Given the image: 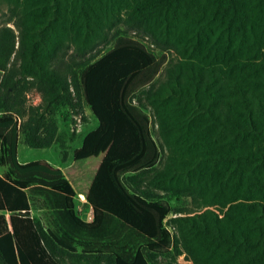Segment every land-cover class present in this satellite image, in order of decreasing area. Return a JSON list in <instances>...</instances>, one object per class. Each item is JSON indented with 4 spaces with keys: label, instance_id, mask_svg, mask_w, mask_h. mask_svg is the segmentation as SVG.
I'll use <instances>...</instances> for the list:
<instances>
[{
    "label": "trees",
    "instance_id": "obj_1",
    "mask_svg": "<svg viewBox=\"0 0 264 264\" xmlns=\"http://www.w3.org/2000/svg\"><path fill=\"white\" fill-rule=\"evenodd\" d=\"M112 1L76 0L68 16L64 0H31V8L8 17L17 35L0 28V264H179L181 255L192 264H264V0H143L138 6L145 25H158L149 33L158 45L168 11L192 1L198 19L238 51L223 57L220 68L196 61L162 68V60L127 45L101 57L121 35L113 30ZM69 33L71 52L61 42ZM122 73L109 94L111 143L85 173L84 191L61 170L19 162L20 137L37 150L57 141L62 108L75 127L88 121L85 105L105 122L103 82ZM32 91L40 98L36 105L28 101ZM186 138L200 155L171 157L159 169L163 148L182 147ZM34 187L59 201L53 228L30 214L26 191ZM78 194L92 210L91 222L75 212ZM182 197L197 208L230 206L222 217L172 210V199ZM107 219L134 233L139 245L106 238Z\"/></svg>",
    "mask_w": 264,
    "mask_h": 264
},
{
    "label": "rangeland",
    "instance_id": "obj_2",
    "mask_svg": "<svg viewBox=\"0 0 264 264\" xmlns=\"http://www.w3.org/2000/svg\"><path fill=\"white\" fill-rule=\"evenodd\" d=\"M76 0H64L62 7L67 8L66 13L70 16L72 9L76 7ZM143 3V0H113L112 23L116 25L114 29L120 30V36L113 43L105 49L104 56L121 46H134L144 53L152 60H162L165 68L167 64L182 63L184 61H196L206 67L220 68L222 66V58L230 57L235 58L238 51L233 47L228 46L223 38L219 37L216 30H213L209 25L204 24L198 19V13L195 10L192 1L181 2L180 6H175L168 11L167 20L161 26L162 31L158 45L153 42L152 37L149 35L152 29L158 28L155 22H143L142 14L139 12L138 6ZM24 7L31 8V0H0V28H10L16 35L17 30L14 27L15 19L8 20L13 12H18ZM15 16V15H14ZM113 32V31H112ZM61 42L68 46V51L71 52L74 47V35L68 34V37L61 40ZM159 45L165 48H159ZM124 73L109 79V83H104L101 89L102 111L106 115L107 120L101 121L96 115L91 112L89 105H85V114L87 122H78L75 125L71 123V119L65 120V109H60L56 115L58 126V139L49 148L44 150L31 149L23 144L22 137H20L18 145V160L20 163L31 161H38L53 169L61 170L64 177L72 184L76 191H84V175L88 170L95 168L94 164L100 162L106 150L111 143L112 125H111V108L109 103V94L116 79L122 77ZM160 80L166 81L167 77L164 72L160 74ZM105 84V85H104ZM28 101L32 105L39 103V95L32 91L28 94ZM143 112L148 116L152 122L150 126V133L153 140L158 147H161L163 140L160 131L156 125L153 110L150 107L143 109ZM75 120V119H73ZM75 129L76 138L70 141V136ZM186 146V148H185ZM197 146V147H196ZM191 144L190 138L185 139L184 146L169 150L164 147L161 160L158 165L159 169H163L166 162L171 157H189L193 154L200 155L201 148ZM66 154V159L63 161L62 156ZM5 169L0 168V174ZM127 175L122 177L123 183H126ZM161 196L165 195L161 192L154 191ZM29 199L31 216L38 218L46 227L53 228L58 218L59 201L57 198L52 197L48 192L43 191L37 187L28 189L26 191ZM75 212L79 219L84 222H91L88 220V214H92L90 206L87 204L86 199L81 195H76L74 198ZM172 210L187 209L195 211L211 210L222 217L230 205L224 209L214 205L208 207L197 208L190 198L182 197L180 199H172L170 202ZM196 208V209H194ZM0 211L3 212V205L0 201ZM93 216V215H92ZM175 213H171L169 218H174ZM103 235L109 239H119L121 242L128 246H138L140 239L134 233L123 227L114 219H107L104 226ZM83 240L92 241L94 238L87 235H80ZM179 264H192L185 259V255H181L177 259Z\"/></svg>",
    "mask_w": 264,
    "mask_h": 264
},
{
    "label": "built area",
    "instance_id": "obj_3",
    "mask_svg": "<svg viewBox=\"0 0 264 264\" xmlns=\"http://www.w3.org/2000/svg\"><path fill=\"white\" fill-rule=\"evenodd\" d=\"M92 215H93V214H91V215L88 214V220L92 221V219H93V216H92ZM166 221H167V219H166L164 222H166ZM166 228H167V230H168L169 232H171V234H173V232H174V228L169 227V226H166Z\"/></svg>",
    "mask_w": 264,
    "mask_h": 264
},
{
    "label": "crops",
    "instance_id": "obj_4",
    "mask_svg": "<svg viewBox=\"0 0 264 264\" xmlns=\"http://www.w3.org/2000/svg\"><path fill=\"white\" fill-rule=\"evenodd\" d=\"M26 163H27V162H26ZM78 195H80V196L82 195V196L84 197V195H83V194H78ZM84 198H85V197H84ZM0 213H1V212H0Z\"/></svg>",
    "mask_w": 264,
    "mask_h": 264
}]
</instances>
